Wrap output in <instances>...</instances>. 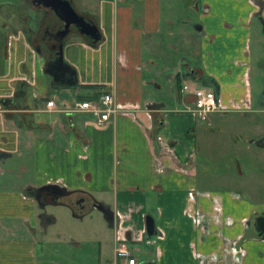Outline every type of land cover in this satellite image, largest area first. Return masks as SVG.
I'll list each match as a JSON object with an SVG mask.
<instances>
[{
  "label": "crops",
  "instance_id": "1",
  "mask_svg": "<svg viewBox=\"0 0 264 264\" xmlns=\"http://www.w3.org/2000/svg\"><path fill=\"white\" fill-rule=\"evenodd\" d=\"M30 1L0 0V264H114L122 239L137 264H264V168L258 184L240 183L255 169L230 171L237 155L212 171L199 149L213 119L199 121L180 91L197 71L217 86L216 113L259 117L264 51L255 58L252 28L264 34V0H69L100 37L71 26L61 71L43 36L63 22ZM106 91L117 115L97 123L76 110ZM246 148L255 163L264 136ZM48 185L66 193L37 200ZM49 206L64 209V257Z\"/></svg>",
  "mask_w": 264,
  "mask_h": 264
},
{
  "label": "rangeland",
  "instance_id": "2",
  "mask_svg": "<svg viewBox=\"0 0 264 264\" xmlns=\"http://www.w3.org/2000/svg\"><path fill=\"white\" fill-rule=\"evenodd\" d=\"M255 23V21H254ZM257 25V24H254ZM259 27V26H258ZM253 26L252 28V51L256 58V53L259 52V49L264 51V34L260 27L258 28ZM180 53V52H179ZM194 56V55H193ZM186 56L182 57L185 58ZM182 64V63H181ZM183 70L185 66L182 65ZM264 68L261 64V69ZM253 80L257 78L258 72L253 70L252 72ZM252 80V81H253ZM255 87V85H254ZM260 86L255 87L259 94L263 96L264 100V80H261V89ZM254 92V93H255ZM259 95V96H260ZM260 96V97H261ZM263 110L259 111V117H253L250 119H237L236 115L231 114H219L213 112L210 115V120L213 119V124L211 126V130L207 132V137L202 142H200L199 151L204 155L205 158L210 161L209 166L213 170L221 171L227 168V166L231 163L227 156L237 155L239 156V164L235 163L230 166V171L237 174L238 168H242L243 170H254L253 174H249L248 178L241 179V184H258L263 181L262 177H254L260 175L259 168H264V157L263 154H259L260 157L255 159V163L250 164L248 161L245 162L243 157L245 155H249V150L246 148L247 140L249 138L264 136V107ZM251 121V123H247ZM239 136L241 138H239ZM257 147V146H256ZM264 151V148H260ZM56 218L55 222L48 226L49 234L54 237V244L58 243L62 245V247L58 250L64 257V234L62 233L64 230V209L60 208V206H49L48 209ZM96 211V210H95ZM60 233V234H58ZM58 234V235H57ZM75 249H71V255L75 254Z\"/></svg>",
  "mask_w": 264,
  "mask_h": 264
},
{
  "label": "built area",
  "instance_id": "3",
  "mask_svg": "<svg viewBox=\"0 0 264 264\" xmlns=\"http://www.w3.org/2000/svg\"><path fill=\"white\" fill-rule=\"evenodd\" d=\"M180 91L182 94L192 96L193 99L187 105V109L192 110L199 121H208L213 112L223 110L222 100L217 89L200 85L197 81L185 79ZM46 104L51 106L52 102L47 101ZM76 110L87 111L96 119L97 123H102L111 116L120 113L121 107L114 100L112 92L106 91L102 92L97 101H80ZM114 256V264H137V260L132 253V247L130 248L124 239L118 240L115 244Z\"/></svg>",
  "mask_w": 264,
  "mask_h": 264
},
{
  "label": "water",
  "instance_id": "4",
  "mask_svg": "<svg viewBox=\"0 0 264 264\" xmlns=\"http://www.w3.org/2000/svg\"><path fill=\"white\" fill-rule=\"evenodd\" d=\"M36 4H41L44 7H49L55 13V15L61 19L64 23L63 29L60 32V36L58 39L57 50L54 52L55 56L52 60L54 63L56 70H62L67 68L64 65V61L62 58V46H63V38L68 34L70 30V26H74L78 29L81 34L89 36L93 41H97L99 39V32L97 31L96 26L84 18V16L78 14L75 9L72 7L69 0H32ZM42 190L54 192L57 196L66 193L63 188H57L54 185L42 186L35 190V197L38 200V195ZM97 210L102 211L107 216L111 215V211L102 205L100 202L95 201L92 205ZM256 224L258 226L259 232L264 234V216H259L256 218ZM153 219L150 216H146V233L151 235L153 232Z\"/></svg>",
  "mask_w": 264,
  "mask_h": 264
},
{
  "label": "flooded vegetation",
  "instance_id": "5",
  "mask_svg": "<svg viewBox=\"0 0 264 264\" xmlns=\"http://www.w3.org/2000/svg\"><path fill=\"white\" fill-rule=\"evenodd\" d=\"M34 6H42L41 4H36L35 2H32V0L30 1ZM49 8V7H48ZM62 21V20H61ZM63 22V21H62ZM63 25H64V23H62V25L59 27V28H56V27H51V30L49 29V27L47 28V29H45V34H44V36H43V38L45 39V40H47L50 44H51V46H52V48L53 49H55L54 50V52L57 50V45H58V39H59V36H60V32H61V30L63 29ZM72 26V25H71ZM70 26V27H71ZM31 39H33V36H31L30 37ZM64 39V38H63ZM54 56H55V54H54ZM51 66H52V69H54V67L56 66V65H54V63H52L51 64ZM54 66V67H53ZM64 194H65V192H63ZM48 198L46 199V201H48L49 200V202L51 201V200H53L54 199V197H57L56 196V194H53V196L51 197V195H50V193H44ZM50 198V199H49ZM45 200V199H44Z\"/></svg>",
  "mask_w": 264,
  "mask_h": 264
},
{
  "label": "trees",
  "instance_id": "6",
  "mask_svg": "<svg viewBox=\"0 0 264 264\" xmlns=\"http://www.w3.org/2000/svg\"><path fill=\"white\" fill-rule=\"evenodd\" d=\"M93 44L94 43H96V41H92V40H90ZM187 75L188 76H191L192 78H194V79H196L200 84H202V85H207V86H209V85H213L214 86V88L216 89L217 88V86L213 83V81H212V79H210V78H208V77H206L204 74H202V73H199V72H190V71H188L187 72ZM152 127H154V125L152 126ZM58 198L59 197H61V195H59V196H57ZM54 198V199H58V198Z\"/></svg>",
  "mask_w": 264,
  "mask_h": 264
}]
</instances>
